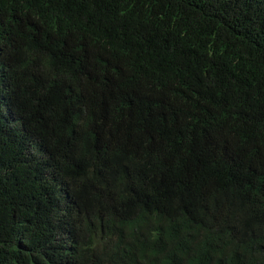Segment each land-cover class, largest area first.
Here are the masks:
<instances>
[{"label": "trees", "instance_id": "obj_1", "mask_svg": "<svg viewBox=\"0 0 264 264\" xmlns=\"http://www.w3.org/2000/svg\"><path fill=\"white\" fill-rule=\"evenodd\" d=\"M0 264H264V0H0Z\"/></svg>", "mask_w": 264, "mask_h": 264}]
</instances>
